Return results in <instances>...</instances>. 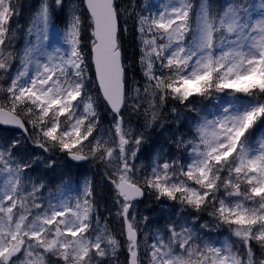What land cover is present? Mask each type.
I'll return each instance as SVG.
<instances>
[{"label":"snow or ice","instance_id":"obj_1","mask_svg":"<svg viewBox=\"0 0 264 264\" xmlns=\"http://www.w3.org/2000/svg\"><path fill=\"white\" fill-rule=\"evenodd\" d=\"M65 7L66 0H40L27 43L17 53L22 5L0 0V124L20 131L0 143V264H119L122 248L127 264H144L134 209L146 190L158 201L207 212L217 228L227 225L236 238L218 245L187 222L173 220L166 235L145 236L147 264H264V137L254 143L249 136L264 121V0L254 23L243 0L222 14H212L202 0L195 25L192 0H160L139 10L135 0L131 8H119L115 0H68L67 23L60 31L53 19ZM129 20L143 85L127 80L122 32L128 33ZM52 40L56 44L49 50ZM92 66L95 96L88 87ZM193 96L216 104L229 99L214 119L196 124L190 139L174 140L186 153L183 161L156 158L149 172L138 175L135 161L146 137L130 121L126 125L123 110L142 115L143 128H151L158 108L170 99L189 107ZM101 104L112 117L107 138L103 132L94 135ZM22 140L44 153L59 151L102 168L123 241L107 221L101 225L99 215L93 216V179L85 177L75 189L65 183L59 199L45 204V185L26 178L41 157L19 155ZM55 163L47 158L48 168ZM200 229L211 233L213 226L205 222Z\"/></svg>","mask_w":264,"mask_h":264},{"label":"rangeland","instance_id":"obj_2","mask_svg":"<svg viewBox=\"0 0 264 264\" xmlns=\"http://www.w3.org/2000/svg\"><path fill=\"white\" fill-rule=\"evenodd\" d=\"M143 1L144 0H141V2ZM39 2L40 0H19V3L22 5V10L19 16V24L22 27L17 32L16 40L14 42V50L17 53L22 52L25 47V44L27 43V28L35 9L39 5ZM146 2L147 5H149L148 0H146ZM152 2L153 7H155L156 4L160 2V0H151V3ZM67 3L68 0H66V7L64 12L60 13L58 11L56 17H54L53 19L54 28L60 31H63L67 23ZM201 3L202 0H197V2L195 3L196 10L199 9ZM259 3L260 0H252V2L248 4L253 23L256 19L260 18ZM228 5L229 3L226 5V7ZM144 14L147 15L148 13L145 12ZM247 15L248 14L246 13V18ZM50 34H54L53 29H50ZM55 44V40L50 41L48 45L49 50H51L52 47L55 46ZM18 64L19 60L17 59L15 65ZM12 71L15 72V66L13 67ZM92 88L93 86L89 87L91 91L93 90ZM228 99L229 98L226 96L222 97L220 104H216L212 100L202 99L201 102L203 101L204 103L203 105H201L200 103L201 108L197 109L196 111L193 109L192 111H189L188 107H184L183 105H180L178 101H173L170 99L163 108L157 109L159 113V118L156 120V122L152 125L151 128H143V116L131 115V109L125 108L123 111L126 125H128L130 121V126L136 128L137 133L143 130L144 136L146 137V142L144 145H142L139 156L135 161L137 168L139 169L138 175L143 177L145 172H149L151 165L156 158H159L161 162H163L164 160L171 161L173 159H179L183 161L185 159L186 153L183 151V149H180L177 153V149L175 148L176 144L174 143V140L178 139L181 136H183L185 140L190 139L191 136L195 133L196 124L205 118L214 119L215 115L220 111V106L222 104H226L228 102ZM202 108H205L206 110L205 115L199 114L202 113ZM173 109H175V111H173ZM98 110H100V115L108 114L106 112H103L102 108L100 107ZM101 118L102 121L100 122V129L97 133H94V135H99L100 132H103L105 138H107L108 129L110 128L112 121L109 124V119L105 115L104 117L101 116ZM19 136V133H8L5 131H1L0 143L7 144L14 137ZM261 137H264V128L257 135L254 143L258 141ZM33 152H35L36 155L41 158L34 160L33 166L28 170L26 174V178L30 177L32 182L38 184L43 183L45 185L43 189V199L45 204L48 203L49 199H59L61 194L66 191L64 187L65 183L69 185V188L75 189L85 177H88L94 180L96 188L104 189L105 192L103 193L101 200H106V196L109 195L110 191L111 201L108 204L110 205L111 203L113 206V193L111 192L109 186L104 183L101 178V173L103 171L102 168L98 169L97 166H95L91 161H87L86 163L80 165L74 164L71 161H68L67 156L61 154L59 151L44 153L40 149H34L30 142L25 144L22 140V150L19 155H22L26 160H31L34 159L32 156ZM48 157H51L55 160L56 163L54 168L47 167ZM70 195L73 197L74 200L76 193L73 191L70 193ZM64 202H67V197H65ZM104 206L105 205L101 207L100 205V207H98L96 205V209L93 213V216L95 217L97 214L99 215L101 225H104L107 221V224H109L111 227L109 229L111 231L113 229L116 237L123 241V237L120 235L121 222L118 221L115 215L116 209L113 207L110 211L109 208L108 210H104ZM134 211L137 213L136 223L141 229L139 237L141 241L140 258L142 261H144V264H147L146 258L144 256L143 246L145 236L155 235L158 231L163 232L166 235V225L173 220L179 223L187 222L188 226L191 227L195 232H199L205 239L210 238L211 240L215 241L218 245H221L225 240L230 239L231 241H235L236 239L235 237L231 236L230 232L228 231L227 225H221L217 228V221L209 217L207 212L196 213L191 208H183L179 204V202H174L168 199H161L158 201L156 200V198H150L141 205L137 204ZM150 213L154 215L152 219L150 218V215H148ZM145 217H147V224L143 222ZM205 222L213 226V230L211 233H207L200 229V225ZM253 245L255 248V242H253ZM255 250L257 252V255H259V250ZM127 255L128 253L126 248H122L119 252L118 257L119 264H127Z\"/></svg>","mask_w":264,"mask_h":264},{"label":"trees","instance_id":"obj_3","mask_svg":"<svg viewBox=\"0 0 264 264\" xmlns=\"http://www.w3.org/2000/svg\"><path fill=\"white\" fill-rule=\"evenodd\" d=\"M228 1V0H211L210 1V6L212 8V10L216 11V13L220 12L222 10V6L223 4ZM115 3L117 4V6L119 8H125V7H128V8H131V5L133 4V0H115ZM135 4L137 6V10H139L140 8L144 7L145 5H147V2L146 0H144L143 2H141V0H135ZM148 8H151L153 7V2L151 3V0H148ZM193 20V25H195V21L194 19ZM121 23H123V17L121 18ZM128 28H129V31L128 33H123L122 32V47H123V52H124V63H125V66L127 68V80H128V83L129 85L132 84V82L135 80H139L141 85H143V78L140 74V70H139V65L138 63H136V61L138 60V57H139V49H138V46L136 44V41L133 37V26H132V21L129 20V23H128ZM89 51V49H88ZM90 76H91V82L89 83L88 87L90 86H93V96H95L97 94V89H96V86L94 84V80H93V76H92V72H91V68H90ZM196 96H193L190 98V105H193V108L194 110L195 109H199L201 108L200 106V102L203 98L197 96V99H195ZM202 105H203V101H202ZM100 108H102V111L103 112H106L108 113V111L105 109V107L101 104L100 105ZM205 110V108H203ZM100 112V110H99ZM105 114H101V116L104 117ZM102 121V118L100 119V122ZM106 121V120H105ZM261 123V121H258L257 124L255 125V127L250 131V138L251 137H254L255 136V133L253 134L254 130L256 127H258L257 125ZM258 130V128H256V131ZM253 134V136H252ZM175 148L177 149L176 145H175ZM178 149H177V153H178ZM104 189H98L96 188V205L98 207H103L104 206V210H108V208H111V205H109L108 203L111 201V197H110V191H109V195L106 196V200L102 199L101 200V197L103 196V193H104ZM101 193V194H100ZM110 211V210H109ZM110 225L108 224V227Z\"/></svg>","mask_w":264,"mask_h":264},{"label":"water","instance_id":"obj_4","mask_svg":"<svg viewBox=\"0 0 264 264\" xmlns=\"http://www.w3.org/2000/svg\"><path fill=\"white\" fill-rule=\"evenodd\" d=\"M92 68H93V73H94V77H95V68H94V66H92ZM97 86H98V84H97Z\"/></svg>","mask_w":264,"mask_h":264}]
</instances>
